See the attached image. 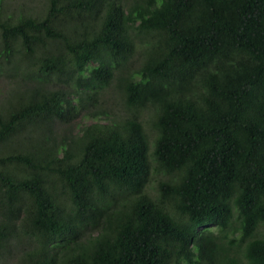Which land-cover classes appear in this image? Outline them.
I'll return each instance as SVG.
<instances>
[{
    "label": "trees",
    "instance_id": "trees-1",
    "mask_svg": "<svg viewBox=\"0 0 264 264\" xmlns=\"http://www.w3.org/2000/svg\"><path fill=\"white\" fill-rule=\"evenodd\" d=\"M1 15L0 254L264 264V0Z\"/></svg>",
    "mask_w": 264,
    "mask_h": 264
},
{
    "label": "rangeland",
    "instance_id": "rangeland-1",
    "mask_svg": "<svg viewBox=\"0 0 264 264\" xmlns=\"http://www.w3.org/2000/svg\"><path fill=\"white\" fill-rule=\"evenodd\" d=\"M45 0H0V11L2 13L1 17H3L6 13H12V12H19V11H24V12H33L34 9H36V11L39 9V11L41 10L42 6H44ZM141 58V54L140 53H136L134 55V57L130 60V62H133L135 66H137L139 64ZM9 83H11V81L9 82L8 79H6L4 76H0V100L1 101H5L3 100V98L6 97V94L8 92V88H9ZM112 90L109 89L105 94L106 97L109 99V101L113 98V96H111ZM112 102V100L110 101ZM113 108V106H112ZM145 120V124H148V116H147V112L145 111V116L143 117ZM90 119H83L82 117L77 118L73 121V128H75L76 130L83 126V124L85 123H89ZM77 124L79 126H77ZM95 234V233H94ZM12 256L10 257H6L3 256L2 254H0V264H17L20 260V256H17L16 258L11 259Z\"/></svg>",
    "mask_w": 264,
    "mask_h": 264
}]
</instances>
